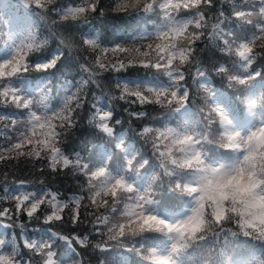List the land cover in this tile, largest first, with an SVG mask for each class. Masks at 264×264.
Masks as SVG:
<instances>
[{"label":"snow or ice","instance_id":"1","mask_svg":"<svg viewBox=\"0 0 264 264\" xmlns=\"http://www.w3.org/2000/svg\"><path fill=\"white\" fill-rule=\"evenodd\" d=\"M74 3L0 0V163L83 180L61 200L3 174L0 219L40 228L0 223V264H264V0H115L103 34V0Z\"/></svg>","mask_w":264,"mask_h":264},{"label":"trees","instance_id":"2","mask_svg":"<svg viewBox=\"0 0 264 264\" xmlns=\"http://www.w3.org/2000/svg\"><path fill=\"white\" fill-rule=\"evenodd\" d=\"M4 2L6 3H13V4H18L19 0H4ZM67 5L68 6H75L74 0H66ZM75 2H79V0H75ZM114 2L115 0H103V4L105 5V9H106V17H105V21L103 24H101L99 21H94V25L96 27L97 30H99L102 34L104 33L105 29L108 28L110 29L113 22H116L119 20V17L117 16V14H114L112 12V8L109 7L110 5L114 6ZM240 2V0H219V3L216 4V9L217 10H223L225 11V15L228 14L229 11H231L232 7L234 4H238ZM22 8V6H21ZM13 11L16 12L17 15H22V12L19 9H13ZM209 16L214 15V12H209L207 13ZM53 19H56V17H53ZM214 20H210V23H214ZM61 32H64V29H60ZM80 33H72V32H64V36L65 37H69L72 39L73 44L78 48L79 47V38H80ZM205 43H207V41H205ZM201 48L204 47L203 44L199 45ZM83 55H88L87 52H83ZM109 59H111V54H109ZM202 60L204 59L203 57L201 58ZM207 66V65H205ZM259 67V65H258ZM194 71V69H193ZM49 79L52 80L53 82V90L54 93L55 91H58L60 88V85L63 84L64 80H68V81H72V75L68 74L63 78H59L57 77H49ZM74 82V81H73ZM101 85L103 88L104 93L109 96H118L119 93L114 89V85H109L107 81H101ZM89 91H94V89L92 88V86L89 87ZM96 95L99 96L100 93L96 92ZM88 102L89 103H93L95 101L92 100V96L89 95L88 96ZM113 103L116 104L117 107V112L119 113L122 109L121 106L123 105V101L120 102H116L113 101ZM126 106V105H124ZM3 105H0V110L3 109ZM139 105H132L130 110H135L137 108H139ZM142 111H150L151 110V106L145 105L142 109H140ZM81 117H86V114L84 111H81ZM120 119H126L127 116L125 115H121L119 116ZM7 123L5 122H0V127H3L4 124ZM137 123L136 121H133L131 123V128L133 130V135L135 134V131L137 130ZM78 130H73V134L71 139L69 140V143L71 144L72 141H76V138L79 137L81 140L84 139L86 133H87V128H86V118L81 120V123L77 126ZM129 129V125L125 124L124 125V130H125V134H127ZM89 139H91V137H89ZM5 140L0 138V144H4ZM103 147V146H102ZM83 154V153H82ZM43 168V173H41L39 171V169ZM11 170V171H10ZM5 172H8V187L12 186V182L13 181H19V180H25L27 184L29 185H34L35 187H31L26 189L25 191H37L39 188H47L49 189L51 192L55 193L58 197V199L63 200L66 196H71V195H80L82 194L79 191V188L77 187L78 183H83V180H78V179H72L70 178L71 173H65V172H61L58 175L56 173H51L50 169H48L47 167V163L46 162H38L36 163L35 167H33L31 164L28 165H24L23 163H21L19 166L17 167H13V162H9L8 164H4V163H0V185L3 184L4 182V176L3 174ZM40 181H43V184L40 183ZM22 192V191H20ZM19 194V193H17ZM49 199H51V197H48ZM4 207H9L12 208L13 204L11 201L7 200V194L0 190V209L4 208ZM49 209L46 206H42L40 211L41 212H47ZM82 211V219L83 217V212L84 210L81 209ZM65 216L67 217L68 215V210L65 209L64 212ZM13 220L15 221V223L13 224L12 220H7V219H0V223L7 225V224H12V228L10 229L11 232L13 233H24L27 234L29 232H32L34 229H39L40 228V223L37 222L35 219H33L32 221H29L26 217V214L21 213L19 215V217H13ZM42 220V217H41ZM23 224V229H21L19 227V225ZM87 225V221H85L84 225H81L82 227ZM71 225H67L65 224L63 226V230L60 228L59 225H57L56 228H54V231H61V234L63 235H67L68 231L67 229L70 228ZM0 231H4V229L2 227H0ZM24 237L20 236L19 239L22 240ZM34 239L37 237H33ZM100 237L98 236H93L90 238V242L91 243H97L100 241ZM24 251H27L26 249ZM143 257H135V256H129V260L131 261H137V260H142ZM91 264H96L95 260L91 261ZM136 264H139V262L137 261Z\"/></svg>","mask_w":264,"mask_h":264},{"label":"rangeland","instance_id":"3","mask_svg":"<svg viewBox=\"0 0 264 264\" xmlns=\"http://www.w3.org/2000/svg\"><path fill=\"white\" fill-rule=\"evenodd\" d=\"M22 192H24V191H22Z\"/></svg>","mask_w":264,"mask_h":264}]
</instances>
